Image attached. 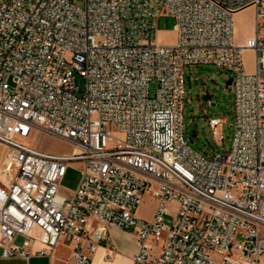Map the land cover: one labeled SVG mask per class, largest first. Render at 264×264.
Returning <instances> with one entry per match:
<instances>
[{
	"label": "built area",
	"instance_id": "2783aa9c",
	"mask_svg": "<svg viewBox=\"0 0 264 264\" xmlns=\"http://www.w3.org/2000/svg\"><path fill=\"white\" fill-rule=\"evenodd\" d=\"M74 1L0 0L4 255L26 256L33 243L50 255L63 242L72 246L70 264H93L99 247L112 258L110 230L118 228L136 238L132 264H260L264 0ZM247 7L255 8V32L241 46L233 16ZM165 16L174 19L173 44L156 39ZM244 48L254 51V72L245 69ZM201 64L234 74L225 154L200 153L185 136V68ZM41 132L73 150L21 142ZM73 164L81 177L65 196L61 181ZM146 194L155 201L149 220L137 215Z\"/></svg>",
	"mask_w": 264,
	"mask_h": 264
},
{
	"label": "rangeland",
	"instance_id": "374dc122",
	"mask_svg": "<svg viewBox=\"0 0 264 264\" xmlns=\"http://www.w3.org/2000/svg\"><path fill=\"white\" fill-rule=\"evenodd\" d=\"M74 4L79 7L84 6L83 0H75ZM252 17V10H246L241 14L235 15L233 23L235 32L238 35H244L249 29ZM156 39L161 44H173L177 40V33L174 29V19L170 16L160 17L157 20ZM243 64L247 72H254L255 54L252 49L244 48L242 50ZM233 73L214 64H201L185 68V98L183 103V125L185 136L191 147L200 153L213 155L215 152L225 154L232 145L234 135L233 126V84L227 86L226 82L233 77ZM78 86L81 90L84 88L85 81L77 73H74ZM155 90L151 86V92ZM208 91L210 99L203 97ZM209 118H220L217 126H211ZM196 136L192 137V132ZM119 138L122 134L116 133ZM21 142L32 144L37 148L51 153L68 154L73 150L70 142L48 133H38L36 137L30 136L21 139ZM8 153V152H7ZM7 156V154H6ZM6 158V157H5ZM81 177L80 165L73 164L68 169L65 177L61 181L60 192L65 196H70L72 187L79 182ZM154 199L151 196L143 198L140 215L143 218H149L152 212ZM155 208V207H154ZM154 212V211H153ZM166 217L165 221L169 222ZM112 238L116 245L118 244L125 254H130L138 250L135 243L136 238L127 231L114 228L111 231ZM97 264V263H95ZM102 264H105L104 262ZM128 262L126 261V263Z\"/></svg>",
	"mask_w": 264,
	"mask_h": 264
},
{
	"label": "crops",
	"instance_id": "0c3cea01",
	"mask_svg": "<svg viewBox=\"0 0 264 264\" xmlns=\"http://www.w3.org/2000/svg\"><path fill=\"white\" fill-rule=\"evenodd\" d=\"M246 10H252V14L254 15V17H252L249 29L247 30V32L244 35H238L235 32V27H234V36H235V41L238 45H245V42L248 38L252 37L254 32H255V8L254 7H247L244 8L238 12H236L234 14L238 15L241 14L242 12L246 11ZM233 16V18H234ZM234 26V23H233ZM8 152V148L3 145L0 144V167L2 166L6 154ZM77 182L74 184V186L72 187V190H74L77 186ZM145 196H151L150 194H146ZM152 197V196H151ZM151 203L153 204V208H152V212L149 218H143L142 215H140V209L142 207V204L140 205V207L137 210V215L142 218V219H146L149 220L152 218L153 216V211H154V207L155 204L153 203V201L151 200ZM170 206L174 209L176 207V203L173 202L170 204ZM118 229V228H116ZM114 228H111L110 230V235H111V231H113ZM121 230V229H120ZM130 235H132L134 238V234L132 232L127 231ZM111 239L115 245V252L114 255L112 256L111 259L105 260L103 258L104 254L106 253V249L104 247H99V249L97 250V252L94 255L93 258V263L97 257V255H101L103 261L105 262V264H124L126 263V261L128 262V264H132L131 261V257L133 256V253H128L125 254L120 246L114 242L112 235H111ZM23 241V237L21 236H17L15 238V242L18 244H22ZM136 243V241H135ZM26 250L28 251V255L26 256H15V257H6L4 255V247L1 243V234H0V264H70L71 263V255H72V246L65 244L63 242H60L51 252L50 255L48 254H40L37 252V250L40 248V245L33 243L30 246L25 247ZM260 264H264V254L262 256L261 259V263Z\"/></svg>",
	"mask_w": 264,
	"mask_h": 264
},
{
	"label": "water",
	"instance_id": "95a60500",
	"mask_svg": "<svg viewBox=\"0 0 264 264\" xmlns=\"http://www.w3.org/2000/svg\"><path fill=\"white\" fill-rule=\"evenodd\" d=\"M226 84H227V86L230 85V84H232V79H229V80L226 82ZM210 96H211V95L209 94V92L206 91V92H205V95H204L203 98H204L205 100H208V99H210ZM195 136H196V132L193 131V132H192V137H195Z\"/></svg>",
	"mask_w": 264,
	"mask_h": 264
},
{
	"label": "bare ground",
	"instance_id": "6f19581e",
	"mask_svg": "<svg viewBox=\"0 0 264 264\" xmlns=\"http://www.w3.org/2000/svg\"><path fill=\"white\" fill-rule=\"evenodd\" d=\"M104 261H103V259H102V256L99 254V255H97V257H96V259H95V261H94V263L93 264H95V263H97V264H102ZM105 263V262H104Z\"/></svg>",
	"mask_w": 264,
	"mask_h": 264
}]
</instances>
